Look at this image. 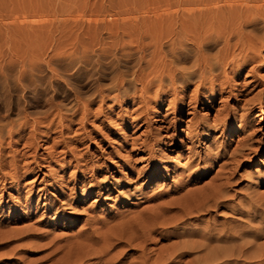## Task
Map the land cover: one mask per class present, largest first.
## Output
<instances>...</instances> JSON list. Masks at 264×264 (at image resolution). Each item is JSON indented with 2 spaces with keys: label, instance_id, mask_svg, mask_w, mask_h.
<instances>
[{
  "label": "rangeland",
  "instance_id": "1",
  "mask_svg": "<svg viewBox=\"0 0 264 264\" xmlns=\"http://www.w3.org/2000/svg\"><path fill=\"white\" fill-rule=\"evenodd\" d=\"M154 1L0 0V264H52L62 255H53L55 249L80 233L159 204L173 207L168 202L188 188L225 177L248 135L256 151L240 163L235 189L264 201V48L242 70L236 62V73L216 71L213 84L193 82L185 91L178 81L166 92L135 83L126 94L100 91L115 74L137 69L140 53L127 55L120 46L105 51L108 29L99 30L100 43L85 47L89 22L141 18L136 10ZM177 1L185 14V0ZM208 151L211 159L185 174L188 157ZM236 218L232 226L242 219ZM175 241L155 235L147 251ZM124 249L126 262L140 254Z\"/></svg>",
  "mask_w": 264,
  "mask_h": 264
},
{
  "label": "bare ground",
  "instance_id": "2",
  "mask_svg": "<svg viewBox=\"0 0 264 264\" xmlns=\"http://www.w3.org/2000/svg\"><path fill=\"white\" fill-rule=\"evenodd\" d=\"M175 1L157 0L155 6L143 5L136 10L143 17L137 18L134 12V19L116 25L104 22L106 18H101L104 22L101 25L98 18L94 19L95 24L89 22V31H93L91 35L88 33L90 37L85 44L82 43L85 47L100 43L99 30L108 29L111 42L102 43L105 51L120 46L127 55H133L134 51L140 53L137 69L129 75L120 71L114 75L111 85L100 87V91L117 90L126 94L131 86L139 83L146 91L157 86L167 92L178 81L185 84L186 91L193 82H199L198 86L215 83V72L222 69L225 73V67L236 73L254 59L259 60L264 48V0H185V14L181 13L184 8L174 7ZM98 12L105 14L103 10ZM125 36L129 43L124 41ZM147 38L150 41L146 43ZM236 62L241 65L238 70ZM133 94L135 98L136 92ZM245 94L246 91L241 92L242 96ZM247 128L241 131L247 134ZM251 141L248 135L238 150L231 151V170L219 182L212 180L203 187L188 188L177 200L168 202L173 207L160 208L164 203L159 204V208L145 210L114 225L104 224L80 233L76 240H67L55 249L53 255H62L52 264H179L186 256H193L188 262L191 264H233L240 260L264 264V201L255 198L252 191L242 193L235 189L241 178L237 172L240 163L256 151ZM221 153L227 155L224 149ZM211 157L210 151L204 157L198 153L194 158L189 156L183 166L185 174L192 173L194 166L207 163ZM212 165H207V170ZM199 182V178L187 181L185 186ZM173 209L176 213L166 217ZM208 214L214 217L201 219ZM237 216L242 219L239 225L232 226L239 219ZM220 218L226 222L220 223ZM155 235L162 238L174 235L178 241L148 252L147 242L154 240ZM259 240H262L260 244ZM121 245L128 252L140 254L126 262L124 247L116 249Z\"/></svg>",
  "mask_w": 264,
  "mask_h": 264
}]
</instances>
